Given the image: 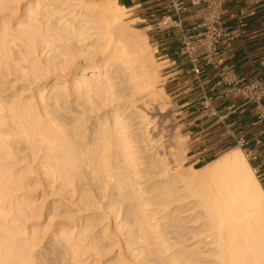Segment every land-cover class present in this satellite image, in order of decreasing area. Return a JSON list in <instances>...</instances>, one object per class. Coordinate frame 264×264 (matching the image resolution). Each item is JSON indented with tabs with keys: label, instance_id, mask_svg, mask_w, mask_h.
<instances>
[{
	"label": "bare ground",
	"instance_id": "bare-ground-1",
	"mask_svg": "<svg viewBox=\"0 0 264 264\" xmlns=\"http://www.w3.org/2000/svg\"><path fill=\"white\" fill-rule=\"evenodd\" d=\"M124 12L0 0V264H264V188L238 147L177 160Z\"/></svg>",
	"mask_w": 264,
	"mask_h": 264
},
{
	"label": "crops",
	"instance_id": "crops-1",
	"mask_svg": "<svg viewBox=\"0 0 264 264\" xmlns=\"http://www.w3.org/2000/svg\"><path fill=\"white\" fill-rule=\"evenodd\" d=\"M117 2L129 14L133 11L137 18L154 28L151 36L161 57L169 61L165 68L168 85L175 103L178 126L187 138L190 158L213 157L235 148L234 140L230 137V133H234L249 142L247 149L256 156L250 166L260 171L262 176L259 183L264 188V122L254 124V105L227 94L225 85L214 87L219 80L218 69L207 67L201 81L213 97L212 105L223 119L210 116L207 104L201 99L198 83L191 74L190 65L176 55L180 46L179 30H164L161 25L165 17L176 20L175 12L168 7V1ZM184 3L188 11L181 15L182 26L189 27L199 21L202 11L190 8L188 2ZM225 11V25L234 35V40L229 44L223 42L219 48L223 65L233 66L235 75L241 80L264 75V0H227ZM232 13H236L245 23L242 35L229 18ZM255 139L261 141L259 146L255 145Z\"/></svg>",
	"mask_w": 264,
	"mask_h": 264
},
{
	"label": "built area",
	"instance_id": "built-area-1",
	"mask_svg": "<svg viewBox=\"0 0 264 264\" xmlns=\"http://www.w3.org/2000/svg\"><path fill=\"white\" fill-rule=\"evenodd\" d=\"M167 1L168 7L175 12L176 20H172L168 16L162 20L161 25L164 30L170 28L179 30L180 46L176 55L190 65L191 74L198 83L201 99L204 104H207L206 109L210 116H215L218 120L223 119L212 105L213 97L209 95V90L204 87L201 81L207 67L218 69L219 80L214 87L225 85L227 94L252 103L254 105V124L264 122V75L250 80H241L235 75L233 66L222 63L219 50L221 44L223 42L229 44L234 40V35L224 21L227 0ZM184 2H188L190 8L202 11L199 21L189 27L182 26L183 18L181 15L188 11V6ZM229 18L234 21V27L242 35L245 23L236 13L230 14ZM165 61L169 62L167 59ZM230 137L234 140L235 146L245 154L249 164L256 160V156L247 149L248 141L234 133H230ZM254 143L259 146L261 141L255 139ZM252 170L259 181L262 176L260 171L254 167Z\"/></svg>",
	"mask_w": 264,
	"mask_h": 264
},
{
	"label": "rangeland",
	"instance_id": "rangeland-1",
	"mask_svg": "<svg viewBox=\"0 0 264 264\" xmlns=\"http://www.w3.org/2000/svg\"><path fill=\"white\" fill-rule=\"evenodd\" d=\"M122 21L125 25H127V27L137 29L140 35H142L143 37L146 36L145 40L148 45V50L159 74H157L158 78L155 84L156 93H160V88H162L165 93V95L161 97V100L159 101L164 105V107L160 110L161 114H149V118L153 116V119L156 118V120L159 121L160 129L163 131L165 138L173 144L172 146L176 147L175 157L178 161H181V164L184 167H199L201 163L207 160V157L190 158V153H188L187 150V138L180 131V128L178 126L175 103L170 91V86L168 85V73L166 72L167 70L165 68L169 65V62H166L165 59L161 57V53L151 36L154 28L149 27V25H147L145 22H142L141 19L137 18L136 14L133 11L130 14L128 12H124ZM182 137H184V139H182ZM167 159L169 160L168 157Z\"/></svg>",
	"mask_w": 264,
	"mask_h": 264
},
{
	"label": "trees",
	"instance_id": "trees-1",
	"mask_svg": "<svg viewBox=\"0 0 264 264\" xmlns=\"http://www.w3.org/2000/svg\"><path fill=\"white\" fill-rule=\"evenodd\" d=\"M226 151H228V150H225V151L221 152L220 154H223V153L226 152ZM220 154L217 155V156L208 157L207 160H205L203 163H201L199 167H201V166H203L204 164H206V163H208V162L214 160L215 158H217L218 156H220ZM199 167H197V168H199Z\"/></svg>",
	"mask_w": 264,
	"mask_h": 264
}]
</instances>
